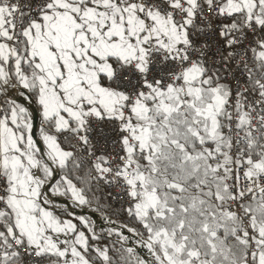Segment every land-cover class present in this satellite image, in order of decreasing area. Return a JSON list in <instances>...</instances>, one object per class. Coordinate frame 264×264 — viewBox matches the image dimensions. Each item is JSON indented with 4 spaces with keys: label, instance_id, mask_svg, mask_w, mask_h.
<instances>
[{
    "label": "snow or ice",
    "instance_id": "snow-or-ice-1",
    "mask_svg": "<svg viewBox=\"0 0 264 264\" xmlns=\"http://www.w3.org/2000/svg\"><path fill=\"white\" fill-rule=\"evenodd\" d=\"M0 264H264V0H0Z\"/></svg>",
    "mask_w": 264,
    "mask_h": 264
}]
</instances>
